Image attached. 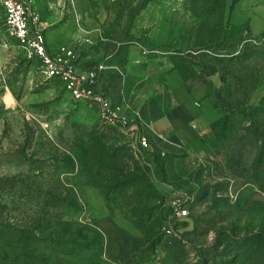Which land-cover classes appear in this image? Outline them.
I'll return each instance as SVG.
<instances>
[{
    "label": "rangeland",
    "instance_id": "374dc122",
    "mask_svg": "<svg viewBox=\"0 0 264 264\" xmlns=\"http://www.w3.org/2000/svg\"><path fill=\"white\" fill-rule=\"evenodd\" d=\"M32 2L91 20L107 43L151 7L155 46L199 90L200 142L191 174L163 179L157 153H133L44 79L0 4V264H264V31L231 18L229 0ZM174 198L188 215L166 236Z\"/></svg>",
    "mask_w": 264,
    "mask_h": 264
},
{
    "label": "crops",
    "instance_id": "0c3cea01",
    "mask_svg": "<svg viewBox=\"0 0 264 264\" xmlns=\"http://www.w3.org/2000/svg\"><path fill=\"white\" fill-rule=\"evenodd\" d=\"M26 1L38 14L50 49L70 46L82 36L95 42L93 46L83 45L77 69L84 72L102 64L97 90L122 105L131 117L134 112L140 114L144 123L141 131L147 134L150 150L161 159L162 178L174 182L188 177L200 142L196 129L199 90L183 75L179 54L155 46L157 31L151 27V7L136 15L128 40L107 43L91 20L82 22L74 15L60 20L53 13L42 16L34 0ZM229 1L231 18H243L254 34L264 31V0ZM147 40L150 43L146 44ZM88 104L94 106L97 119L96 105Z\"/></svg>",
    "mask_w": 264,
    "mask_h": 264
},
{
    "label": "built area",
    "instance_id": "2783aa9c",
    "mask_svg": "<svg viewBox=\"0 0 264 264\" xmlns=\"http://www.w3.org/2000/svg\"><path fill=\"white\" fill-rule=\"evenodd\" d=\"M3 8V26L6 34L17 43L29 57L39 61V69L44 79L58 82L62 91L76 102L94 103L97 107V121L104 127L116 129L125 138L133 153L150 151L147 134L141 131L144 125L140 114L133 116L122 105L113 103L97 90L98 72L103 69L98 64L95 69L80 71L76 63L83 45L93 46L95 42L87 36L74 40L70 46L50 49L39 24V16L26 0H0ZM170 211L161 223V232L169 236L173 225L188 215V207L179 199H171Z\"/></svg>",
    "mask_w": 264,
    "mask_h": 264
},
{
    "label": "trees",
    "instance_id": "16d2710c",
    "mask_svg": "<svg viewBox=\"0 0 264 264\" xmlns=\"http://www.w3.org/2000/svg\"><path fill=\"white\" fill-rule=\"evenodd\" d=\"M191 174V173H190ZM182 180V179H181ZM180 181V180H179ZM174 182H178V181H174Z\"/></svg>",
    "mask_w": 264,
    "mask_h": 264
}]
</instances>
